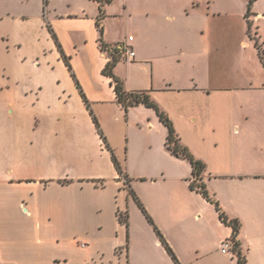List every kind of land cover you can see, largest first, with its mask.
<instances>
[{
    "label": "crops",
    "instance_id": "0c3cea01",
    "mask_svg": "<svg viewBox=\"0 0 264 264\" xmlns=\"http://www.w3.org/2000/svg\"><path fill=\"white\" fill-rule=\"evenodd\" d=\"M100 1L0 0V264H174L130 191L181 264H237L166 127L102 74L128 36L114 75L169 117L245 264H264V0L247 19L248 0H111L104 50Z\"/></svg>",
    "mask_w": 264,
    "mask_h": 264
},
{
    "label": "trees",
    "instance_id": "16d2710c",
    "mask_svg": "<svg viewBox=\"0 0 264 264\" xmlns=\"http://www.w3.org/2000/svg\"><path fill=\"white\" fill-rule=\"evenodd\" d=\"M111 2V0H101L100 1V14L97 20V26L99 29V33H100V42L102 45V49L105 48V45L103 44V42L101 41V37H102V29L100 27V20L103 17V6L106 4H109ZM254 0H248V4H247V9H246V13H245V18L247 19L249 17L250 14V8L253 4ZM47 4V0H44V6ZM250 23H248V29L250 28ZM257 45V44H256ZM104 50V49H103ZM63 55V54H62ZM111 60L105 65L104 69L102 70V74L107 76L108 78H110V85L113 88V91L115 93L116 96V100L118 102V104L121 105L122 109L124 110L125 113H127L128 109L131 107H135L138 105H143L147 108L152 109L156 116L158 117L159 121L166 127L167 129V136H166V141H165V146L166 149L175 157L186 160L192 169V177L190 179V184L189 187L191 190H195L196 192L200 193L202 195V197H204L208 202H210L211 204L214 205L215 210L218 212V216L219 219L221 220V222L230 227L231 228V245H232V252L233 255L236 257V262L237 264H245V257L244 255L241 253L240 249H239V243L236 240V236L238 234L240 225L239 222L237 220H230L228 219L224 213L221 211L218 203L216 201H214L211 196L209 195L208 191L206 190L205 185L201 182L200 176L201 173L204 170V165L198 161L197 159L194 158V156L189 152V150L184 147L181 143L180 140L178 139L173 124L171 122V120L169 119V117L157 106V104L150 98V95L148 92H127L124 87H123V82L121 79H119L118 77H116L113 73V68L115 66V64L118 62V60H122L118 55L113 54V53H109ZM64 61L66 63V66L68 67V69L71 71V67L69 64L68 59L63 56ZM71 75L74 78L73 73H71ZM79 87V85H78ZM80 88V87H79ZM81 96L87 106V109L90 112V115L93 119V122L95 123L96 129L100 135V137L102 138V140L105 142V138L99 128V124L98 121L96 119V117H94L92 111L90 110V106L88 104V101L86 100V97L84 96V94L82 93V91L80 90ZM113 161L116 165V167L119 169L118 164L115 160V158L113 157ZM130 194L132 195V197L134 198V200L136 201V203L138 204L139 208L141 209V211L143 212V214L145 215L147 221L153 226V229L156 233V235L159 237L160 241L162 242L163 246L165 247L166 251L168 252V254L172 257L173 261L175 262V264H179L178 260L176 259V257L174 256L172 250L170 249V247L168 246V244L166 243V241L164 240V238L162 237V235L160 234L159 230L156 228V226L154 225L153 221L151 220V218L148 216V214L146 213L145 209L143 208L142 204L137 200V198H135L132 194V192L130 191ZM122 223H126V219L125 217L120 221Z\"/></svg>",
    "mask_w": 264,
    "mask_h": 264
},
{
    "label": "built area",
    "instance_id": "2783aa9c",
    "mask_svg": "<svg viewBox=\"0 0 264 264\" xmlns=\"http://www.w3.org/2000/svg\"><path fill=\"white\" fill-rule=\"evenodd\" d=\"M131 41H132V37L128 36L124 41L116 43L110 47H107L106 51L108 53H113V54L118 55L124 61H132L134 59L135 53L130 44ZM121 180H122V183L126 186L128 182L124 175H121ZM118 218L121 221L124 218V215L121 213H118ZM80 247H85V244L80 243ZM220 248H221L222 253H226L230 249H232L230 239L222 241Z\"/></svg>",
    "mask_w": 264,
    "mask_h": 264
},
{
    "label": "rangeland",
    "instance_id": "374dc122",
    "mask_svg": "<svg viewBox=\"0 0 264 264\" xmlns=\"http://www.w3.org/2000/svg\"><path fill=\"white\" fill-rule=\"evenodd\" d=\"M246 6H247V3H246ZM115 20H117L118 21V18L117 19H115ZM132 27H130V29H131ZM252 33H253V29H252ZM215 208V207H214ZM215 210V209H214ZM173 254H174V252H173ZM229 254V256L232 254V253H228ZM233 255V254H232ZM170 256V255H169ZM174 256L176 257V255L174 254ZM170 259L172 260V262L175 264V262L173 261V259H172V257L170 256ZM176 259H177V257H176ZM178 260V259H177ZM179 262V261H178ZM219 262H220V257H219V255H217V254H214L213 256H211V257H209L208 259H206V260H203V261H201V263H199V264H219ZM179 264H181L180 262H179Z\"/></svg>",
    "mask_w": 264,
    "mask_h": 264
}]
</instances>
